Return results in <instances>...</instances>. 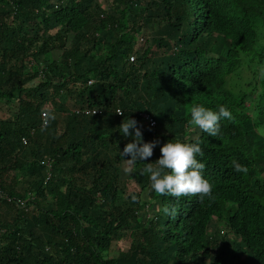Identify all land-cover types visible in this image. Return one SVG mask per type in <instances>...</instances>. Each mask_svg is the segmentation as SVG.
Instances as JSON below:
<instances>
[{
    "label": "trees",
    "instance_id": "1",
    "mask_svg": "<svg viewBox=\"0 0 264 264\" xmlns=\"http://www.w3.org/2000/svg\"><path fill=\"white\" fill-rule=\"evenodd\" d=\"M261 68L264 0H0V102L18 105L0 119V264H264ZM60 93L72 109L45 110ZM195 105L232 119L209 136L189 124ZM42 112L55 119L42 125ZM130 118L144 142L199 139L214 198L157 194L144 162L125 172ZM129 231L128 251L106 258Z\"/></svg>",
    "mask_w": 264,
    "mask_h": 264
},
{
    "label": "clouds",
    "instance_id": "2",
    "mask_svg": "<svg viewBox=\"0 0 264 264\" xmlns=\"http://www.w3.org/2000/svg\"><path fill=\"white\" fill-rule=\"evenodd\" d=\"M260 75L264 77V68L260 69ZM117 114L124 115L120 111ZM190 115L189 124L198 126L212 137L220 133L221 119H232V112L224 105H219L218 111H213L204 105H195L191 108ZM42 116L45 125L49 120L55 119V115L50 112H42ZM143 125L146 124L143 123ZM119 127L123 136L134 135L133 141L127 143L121 152L124 158L130 156V159H125L126 164L129 166L125 168V172H129L137 162H144L145 167L141 170V174L148 175L151 188L157 194L170 195L176 198L190 195L199 196L201 201L205 197L214 198V185L209 179L205 178V164L198 159V157L204 156L199 139L196 142L169 139L162 144L160 140L144 142L143 132L136 119L123 120ZM158 145L160 146L159 158L155 162H147L153 157L154 150ZM233 168L237 173H248V167L236 161H233ZM132 200L135 202L137 196L133 195ZM162 211L169 216L174 217L176 215L175 207L165 206Z\"/></svg>",
    "mask_w": 264,
    "mask_h": 264
},
{
    "label": "rangeland",
    "instance_id": "3",
    "mask_svg": "<svg viewBox=\"0 0 264 264\" xmlns=\"http://www.w3.org/2000/svg\"><path fill=\"white\" fill-rule=\"evenodd\" d=\"M100 2H103L104 0H99ZM111 1V0H110ZM103 4V3H102ZM144 40V39H143ZM140 41L138 47L136 49L139 48H144V41ZM152 51H156L154 48L152 49ZM61 51H56L53 53H50L47 58H38L37 62H34L32 64V67L28 66V64L26 65V69L25 72L29 73L33 70H37V71H41L43 69L46 68V64H49L51 61H56L58 59V57L60 56ZM50 60V62H47L48 60ZM258 71V67L256 66L253 69H250V71H248L245 74H242V78L244 81L249 82L251 79L248 77V75H250L252 72L256 73ZM41 78V77H40ZM39 83V78L34 79L33 81L29 82L27 84L28 87H33L36 86ZM59 103L61 105H63L66 109L70 110L72 109L71 107V101H69L68 98L65 97L64 93H60L59 95H56L53 99H49L48 101L45 102L44 104V109L45 110H55V104L53 103ZM17 101L14 100L12 106H8L3 102H0V119H12L15 120L16 117V113H17ZM65 113V112H64ZM57 114V113H56ZM60 120H62L64 118V114H60ZM143 124V123H142ZM123 169L125 170V168L129 167L126 162H123L122 164ZM128 190L127 193L132 192V193H141V197L143 199H146V190L145 191H140L133 183L129 182L128 185ZM121 201V196L119 197L118 202ZM220 231H223L225 234L226 233V229L223 228V226L221 224H219L218 226ZM134 232V231H133ZM227 240H229L230 242H235L237 239L236 236H234L233 234L227 233ZM134 240L133 234L129 231L126 233V238H122L120 240H114L113 243L110 245V249L107 253L104 254V256L106 258H114L117 256V254L119 252H127L130 245L132 244Z\"/></svg>",
    "mask_w": 264,
    "mask_h": 264
},
{
    "label": "built area",
    "instance_id": "4",
    "mask_svg": "<svg viewBox=\"0 0 264 264\" xmlns=\"http://www.w3.org/2000/svg\"><path fill=\"white\" fill-rule=\"evenodd\" d=\"M141 121L148 126H154L155 125L154 120L151 118V116L149 114H145V113L141 114ZM42 125H45L43 118H42ZM22 141H23V143L26 142L25 139H23Z\"/></svg>",
    "mask_w": 264,
    "mask_h": 264
}]
</instances>
